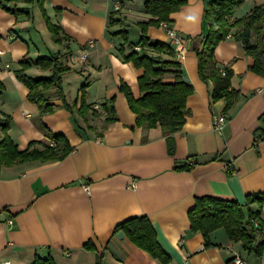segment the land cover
<instances>
[{
    "label": "crops",
    "instance_id": "1",
    "mask_svg": "<svg viewBox=\"0 0 264 264\" xmlns=\"http://www.w3.org/2000/svg\"><path fill=\"white\" fill-rule=\"evenodd\" d=\"M133 1L43 0L44 13L67 36L57 43L36 0H0V117L11 118L7 134L19 150L45 139L47 130L63 133L73 145L59 160L0 166V264H32L36 257L47 256L54 264H96L99 258L102 264H232V251L240 254L243 264H264V253H249L221 227L209 232L207 245L200 231L190 229L188 217L196 197L214 196L237 201L246 217L258 211L264 223V203L248 202L251 194L264 195V139L256 137L263 127L258 119L264 116V76L249 69L253 59L232 32L221 40L214 58L232 70L230 84L239 91L224 112V98L211 100V81L201 80L197 73L195 52L209 28L203 9L210 0H187L172 12L168 24L185 46L178 61L181 78L193 91L186 99L184 123L173 133L175 148L170 154L158 126L145 129L135 124L136 114L118 88L123 81L134 97L141 95L138 77L143 68L123 58L122 37L113 34L126 19L133 18L135 24L147 20L144 0L137 6ZM116 4L119 11L113 15ZM260 4L264 0H244L229 20ZM111 14L121 21L110 23ZM147 34L169 42L160 25L149 26ZM136 36L137 40L139 33ZM79 50H86L87 59L71 61ZM39 56H58L69 65L61 75L67 102H73L80 85L88 82L86 102L97 105L98 113L89 119L93 129H86L83 119L63 107L52 92L47 100L55 105L51 113L40 115L28 100V88L15 70L28 58L27 75L48 76L50 69L33 63ZM172 79V74H165V81ZM220 113L225 122L217 131L212 118ZM107 116L114 120L102 130ZM190 159L196 162L190 169L174 168ZM142 215L169 256L167 263L151 257L124 234L119 238L114 233L117 223ZM256 238L264 239L260 223ZM88 242L90 246H85Z\"/></svg>",
    "mask_w": 264,
    "mask_h": 264
},
{
    "label": "trees",
    "instance_id": "2",
    "mask_svg": "<svg viewBox=\"0 0 264 264\" xmlns=\"http://www.w3.org/2000/svg\"><path fill=\"white\" fill-rule=\"evenodd\" d=\"M32 2L33 0H26ZM43 11V0H36ZM244 0H210L203 9V16L209 23L208 31L203 35L202 44L196 50L197 73L201 80L211 81V100L224 98V112L232 106L239 95V91L231 87L230 78L232 70L221 67L214 58L216 45L224 40L229 33L238 41L245 53L253 59L250 70L264 76V4L254 6L246 15L229 20L235 9ZM121 2V0H119ZM187 0H144L143 11L148 15L147 20L136 22L139 28V37L135 42L129 39L126 26L113 32L122 37L119 51L126 61H131L135 66L142 67L143 72L138 77V86L141 92L139 97H134L130 87L125 82H120L118 88L124 93L129 108L136 114L135 124L145 129L159 127L167 141V150L174 152L173 133L180 129L185 120V104L187 96L193 91L191 84L181 78L178 61L174 59V52L169 42L151 39L147 34L149 26H158L161 22L168 23L172 12L183 6ZM120 5V3H119ZM20 11V10H19ZM119 6L114 9L113 15L118 13ZM28 15V14H27ZM44 20L51 33L52 39L60 43L67 36L60 34V27L51 22L43 11ZM113 19L110 23L120 22ZM124 44L129 52L125 53ZM139 46V50H135ZM161 54H165L162 56ZM43 70L50 69L48 76L31 77L25 70L31 65L28 58L20 63V68L15 70V76L28 88L27 98L36 104L39 114L51 113L55 107L48 103V94L52 92L61 99L63 107L75 112L84 121L86 129H93L89 119L98 116L92 104L86 102L85 80L78 89L77 98L69 103L66 101L62 90V73L67 71L69 65L63 63L58 56H39L34 62ZM165 74H172V81H165ZM1 87V84H0ZM107 109L105 103L101 104ZM108 114L107 110L104 111ZM1 114V113H0ZM1 116V115H0ZM0 117V166L23 163L30 160H59L64 158L72 149L67 137L61 132L47 130L45 139L29 142L25 149L19 150L7 134L11 118L8 115ZM113 116L103 119L101 129L113 122ZM259 127L256 137L264 139V116H259ZM80 126V125H79ZM81 127V126H80ZM82 128V127H81ZM100 135V132H97ZM39 144L41 147H37ZM196 163L177 165V170H188ZM257 201L264 203L263 194H251L248 202ZM258 211L249 212L246 217L242 206L235 200L221 199L214 196H199L195 198L194 205L188 210L190 229L200 231L208 245V234L216 228H223L226 236L234 242H241L242 247L249 253L261 256L264 253V239L256 238V229L251 219L256 218L262 226L264 223L258 218ZM121 230L123 234L137 247L146 251L151 257L158 258L167 263L169 256L161 248L157 236L147 216H134L122 220L114 227V233ZM90 246V243H85ZM32 264H54L50 256L36 257ZM96 264H102L100 258Z\"/></svg>",
    "mask_w": 264,
    "mask_h": 264
},
{
    "label": "built area",
    "instance_id": "3",
    "mask_svg": "<svg viewBox=\"0 0 264 264\" xmlns=\"http://www.w3.org/2000/svg\"><path fill=\"white\" fill-rule=\"evenodd\" d=\"M115 8H118V4L115 5ZM159 25L161 28L165 30V34L167 35L169 39V43L171 44L173 52H174L173 53L174 59L177 61L183 59L184 53H185L184 52L185 46H184L183 38L167 22L163 21ZM89 44H92V42L89 41ZM87 55L88 53L86 52V50H79L78 55L75 57H72V59L70 60L83 62L87 59ZM91 107L96 109L97 105H92ZM224 122H225V116L222 113L213 115L212 125L215 130L221 131L224 125ZM193 161H194L193 159H190L188 160V163L192 164ZM85 189H87V186H85ZM8 222H10V220H8ZM251 222L254 227L259 226V223L255 218H252ZM231 262L232 264H243V260L238 252L232 251Z\"/></svg>",
    "mask_w": 264,
    "mask_h": 264
},
{
    "label": "rangeland",
    "instance_id": "4",
    "mask_svg": "<svg viewBox=\"0 0 264 264\" xmlns=\"http://www.w3.org/2000/svg\"><path fill=\"white\" fill-rule=\"evenodd\" d=\"M141 1L142 0H134L133 2H134V5L137 6V5L141 4ZM131 19L132 20H127L126 19L127 23H126L125 26L128 29V31H129V39L131 41H136V37H137L136 35H138V33H139V28L135 24L134 19L133 18H131ZM68 93L70 94L71 91L69 90Z\"/></svg>",
    "mask_w": 264,
    "mask_h": 264
},
{
    "label": "water",
    "instance_id": "5",
    "mask_svg": "<svg viewBox=\"0 0 264 264\" xmlns=\"http://www.w3.org/2000/svg\"><path fill=\"white\" fill-rule=\"evenodd\" d=\"M116 236L121 238L123 236V232L121 230L117 231Z\"/></svg>",
    "mask_w": 264,
    "mask_h": 264
}]
</instances>
